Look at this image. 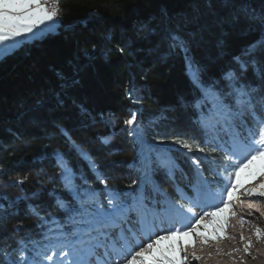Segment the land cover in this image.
Here are the masks:
<instances>
[{"label":"trees","instance_id":"1","mask_svg":"<svg viewBox=\"0 0 264 264\" xmlns=\"http://www.w3.org/2000/svg\"><path fill=\"white\" fill-rule=\"evenodd\" d=\"M59 9L54 31L0 58V264L79 261L125 210L180 218L183 231L193 208L226 199L264 130V0ZM261 173L257 159L240 180ZM176 243L170 259L184 257Z\"/></svg>","mask_w":264,"mask_h":264},{"label":"snow or ice","instance_id":"2","mask_svg":"<svg viewBox=\"0 0 264 264\" xmlns=\"http://www.w3.org/2000/svg\"><path fill=\"white\" fill-rule=\"evenodd\" d=\"M39 3H40V0H0V41L6 40L9 38L8 34L3 33V29L8 28V27H11L12 34L16 36L22 35L21 30L15 27V24L13 23L14 21L20 20V18L10 16L8 15V13L16 9H20V10L29 9L32 7L33 4H36L37 6H39ZM44 14L48 19H53L56 15V13H51V14L48 13L47 9H44ZM23 31L30 32L31 28L25 27ZM135 122H136L135 114H133L129 120L125 121V123L130 124V125L134 124ZM259 135L261 136V139L255 141V146L253 149L255 154H250L249 157H246L245 158L246 162L241 161L240 164L236 166L237 171L233 173L232 177H230V180L234 178L236 183L235 184L229 183L225 191V194H224L226 199L222 198L221 205L216 206V210L211 213L205 212V215H211L213 217H216L228 211L230 207L232 206L231 201L234 198V193L237 187H240V188L244 187L243 183L240 180V173L243 172L246 168L250 167L254 163V161H256L257 159H264V130H261ZM183 146L186 148L189 147V145L187 144H184ZM261 174H264V173H261ZM243 195L245 196L255 195V196L264 197V185H261L259 190L257 189L247 190L246 189L243 192ZM202 220H203V217H197L193 220L192 225L185 226V229L183 231L179 229H173L169 236L161 237L160 239L155 240L154 243L158 245L162 241L173 240V241H176L177 243L173 244L168 251H170L173 255L175 254L177 247H179L181 250L186 251L185 246L182 242L190 238L191 236H193V234L197 236L202 235V233L198 231V226L202 222ZM242 223H244V221H242ZM207 227L208 226L205 225V228ZM219 230L221 232L224 231V227L222 224L219 225ZM209 238L213 240L217 239L216 236H212L210 233H208L205 235V240ZM223 238L231 239L232 237H227L225 235ZM243 239L244 237H241V240ZM257 239H260L259 230L257 231ZM249 246H246L245 248L246 251H247V247ZM148 250H154L153 242H149L146 248L144 246H141L140 251L131 255L129 264H136V261L138 258H143L145 261H147V264H186V261H187L186 256L183 258L170 259L169 256L163 255L160 259H151L149 256L145 255V253ZM196 259H200V257H196Z\"/></svg>","mask_w":264,"mask_h":264},{"label":"rangeland","instance_id":"3","mask_svg":"<svg viewBox=\"0 0 264 264\" xmlns=\"http://www.w3.org/2000/svg\"><path fill=\"white\" fill-rule=\"evenodd\" d=\"M40 11H41V13H40V19H42V20H44V19H46L47 21H49V23H53V25L54 26H57V24H58V21L55 19H48L46 16H45V14H44V12L42 11V9H40ZM8 15H10L9 13H8ZM11 16H13V17H17L16 15H13V14H11ZM20 18V20H18V21H14L13 23L15 24V27H17V28H19L20 30H21V32L22 33H24V34H26V32L25 31H23V29H21L20 28V26L23 24V22H24V20L25 19H22L21 17H19ZM54 20V21H53ZM24 23H26V22H24ZM56 28V27H55ZM55 28H52V30L51 31H54V29ZM42 32V31H41ZM40 32V33H41ZM3 33H6V34H8V39H6V40H3V41H0V58H2V57H4L5 56V54H7V53H10V52H12L15 48H17L20 44H21V42H22V40H23V36L22 37H20V36H17V37H14V36H16V35H12V32H11V27H8V28H5V29H3ZM42 34V33H41ZM10 35H11V37H10ZM25 36V35H24ZM39 36V35H38ZM33 39V38H32ZM263 179L264 180V175H262L259 179ZM258 179V180H259ZM257 180V181H258ZM251 190V189H253V188H251L250 186H247V187H245V189H244V191L245 190ZM262 199H263V202H264V197H261ZM201 208H198L196 211H194L195 212V214L193 215V219H195V218H197V217H203V220H202V224H204V225H207L208 226V224H212V221H214V217L213 216H211V215H205V212H208V213H211V212H213V210H212V207H211V205L210 204H206V203H201ZM263 210H264V206H263ZM264 212V211H263ZM134 216H135V214H134ZM134 216H129L128 218H127V220H131V221H133V224H134V226L135 225H141V223H138L137 222V220H135V217ZM258 216V215H257ZM260 216V215H259ZM136 218H139L140 220H141V222H143L144 223V225H143V232L144 233H142V235L143 236H151V234H152V227L156 230V229H159V231H161V230H164V229H166L167 228V226L166 225H161V226H159L158 224H157V221H162V222H164V221H171L172 222V218L171 217H163V216H159V215H157L156 217H151L150 219H143V218H141V217H138V216H136ZM192 219V220H193ZM177 220V219H176ZM229 220H231L230 218L228 219V221H227V225H231V223L233 222V221H229ZM183 221H181L180 223H182ZM237 222V221H236ZM208 223V224H207ZM154 224H155V227H154ZM179 226H178V223H177V221L175 222V223H173L172 222V225H171V230L169 231V232H167V233H164V234H162V235H160L159 237H157V239L159 238H161V237H164V236H169L170 234H171V231L173 230V229H177ZM231 227H232V225H231ZM119 228H122V226H119ZM208 228L210 229V232L211 233H213V230L208 226ZM233 228V227H232ZM234 229V228H233ZM236 231H237V233H239L240 234V237H248V239H250V235H249V232L248 231H244V230H242V229H240L239 227H237V229H235ZM258 231L259 230V232H261V231H263L264 230V221H263V226L261 225V227L260 226H256L255 227V229H253V231ZM103 231H101V233H102ZM129 232H131L130 234H132V231L131 230H129ZM92 234V233H91ZM93 235V234H92ZM134 235H138V236H141L142 237V235H140L139 233H137V232H135V234L133 233V236ZM121 236H122V238H123V240H124V238H126V232L124 231H121ZM138 237H136V236H134V240H135V244H136V247L137 246H145V245H139L138 243H137V241H139L138 239H137ZM103 239H105L104 237H103ZM200 239H198L197 238V240H196V244H198L199 245V243L200 242H198ZM126 242H128V243H131V240H129V239H127L126 240ZM151 242H153V241H151ZM162 244H161V247H163V250L162 251H159V248L155 245V243H153V248H155L157 251H158V253L159 254H162V255H164V248L165 247H167V244L169 243V240L168 241H162L161 242ZM104 244V245H103ZM101 245L102 246H105L106 245V242L105 241H102L101 242ZM247 245L249 246H251V242L250 241H247ZM212 246H214V245H212ZM212 246H210V245H208V246H206L208 249H203L201 246H198V247H196L195 249H193V250H189V249H187L186 248V251H185V254H184V257L186 256L187 257V261H186V264H193L194 262H196L195 264H209L208 263V261L206 260V259H204V258H202V257H200V259H196V257H199L198 256V254H199V251L198 250H203V251H205V252H207V253H210V254H214V251H213V248H212ZM221 246H226V242L225 243H223ZM131 247H129L128 249H125L124 251H123V253H122V251H120L119 250V254L122 256L121 257V259H123V260H125L126 262L128 261V263L127 264H129V261H130V259H131V255H133V254H135L136 252H137V250H140L141 249V247H139L138 249H133V253L129 250ZM132 249V248H131ZM257 250L258 251H260V249L259 248H257ZM131 252V253H130ZM228 252V254L231 252V250L229 249V248H227V251H226V253ZM263 255H264V253L262 252V251H260ZM95 254V255H94ZM97 252H92V250H88V251H86L85 252V258L83 259V262L82 263H80V264H92V262L94 263L96 260H97V262H98V264H101V262H100V260L99 259H97ZM125 254H128V255H125ZM145 254H147V252L145 253ZM93 255V256H92ZM126 256H129V257H126ZM241 258H242V256H241ZM127 259H129V260H127ZM213 259H214V263L213 264H217V260L216 259H219L217 256H214L213 255ZM229 261H230V263L231 264H239L235 259H233V258H230L229 259ZM106 262V261H105ZM71 264H77V263H71ZM136 264H147V261H145L143 258H138L137 259V261H136Z\"/></svg>","mask_w":264,"mask_h":264},{"label":"bare ground","instance_id":"4","mask_svg":"<svg viewBox=\"0 0 264 264\" xmlns=\"http://www.w3.org/2000/svg\"><path fill=\"white\" fill-rule=\"evenodd\" d=\"M59 1L60 0H56V15H60V9H59ZM264 185V180L261 178L258 181H256L253 184H250L248 186H250L253 189H260V186ZM250 198L253 199H247V200H251L253 201L255 200H259L263 202V199L261 198V196H249ZM256 202V201H255ZM258 202V201H257ZM255 207L257 208V213H255L252 210H247L244 209V211L246 212L245 215L241 216L237 222L232 224V227L234 228L233 231L229 232V237H232L230 240H225L224 242H221L220 245L217 246H212L213 251H214V256H217L219 259L217 260V264H231L229 259L233 258L235 259L239 264H264V255L260 252L262 251L264 253V230L259 232L260 233V239H257V232L253 229H255L256 226H263V221H264V210H263V206H259L257 203L254 204ZM258 215V216H257ZM260 215V216H259ZM242 221H244V223H242ZM133 222V221H132ZM237 227H239L240 229L244 230V231H248L249 235H250V239H248V237H244L243 240H241L240 234L237 233V231L235 229H237ZM113 236V234H111ZM222 235H224L222 233ZM247 241L251 242V246L247 247V251L245 250L247 245ZM135 242V241H134ZM226 242V246H221L223 243ZM137 243L139 245H144L143 243H141V241H137ZM104 245V244H103ZM136 245V244H135ZM127 247L126 249H128L129 247H131L129 250L133 253V249H138V246L135 248H133L132 246H125ZM227 248H229L231 250V252L228 254ZM257 248L260 249V251L257 250ZM111 252H113L114 254L115 251L113 249H110ZM199 257H202L204 259H206L208 261L209 264H213L214 259H213V255L210 253H207L203 250H198ZM119 252V250H118ZM130 252V253H131ZM95 255V254H94ZM93 256V255H92ZM242 256V258H241ZM129 260V259H127ZM105 259H102V262L104 264H109V263H105ZM109 261V260H108ZM196 262H194L193 264H195ZM112 264H127V262L121 258H119L118 255H115V260L113 261Z\"/></svg>","mask_w":264,"mask_h":264},{"label":"crops","instance_id":"5","mask_svg":"<svg viewBox=\"0 0 264 264\" xmlns=\"http://www.w3.org/2000/svg\"><path fill=\"white\" fill-rule=\"evenodd\" d=\"M40 9H42V11L44 12V8L42 6V0H40L39 6L33 4L32 7L29 9H24V10L16 9L9 13L10 16L11 14H13L16 15L17 17H21V18L23 17L22 19H25L24 22L26 23L23 22V24L20 26L21 29H24L25 27L31 28L30 32H26V34L22 33L23 36L22 42L31 40L32 38L40 37L42 34L50 32L52 28L56 27L53 25V23H49V21H47L46 19L44 20L40 19V13H41ZM22 36L20 35V37Z\"/></svg>","mask_w":264,"mask_h":264},{"label":"built area","instance_id":"6","mask_svg":"<svg viewBox=\"0 0 264 264\" xmlns=\"http://www.w3.org/2000/svg\"><path fill=\"white\" fill-rule=\"evenodd\" d=\"M42 6L47 9L48 13H56V0H42ZM56 20L60 18V15H55Z\"/></svg>","mask_w":264,"mask_h":264}]
</instances>
